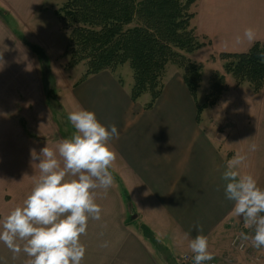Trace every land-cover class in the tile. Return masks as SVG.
I'll use <instances>...</instances> for the list:
<instances>
[{"label": "crops", "instance_id": "obj_1", "mask_svg": "<svg viewBox=\"0 0 264 264\" xmlns=\"http://www.w3.org/2000/svg\"><path fill=\"white\" fill-rule=\"evenodd\" d=\"M43 2L0 0V7L12 17L0 16V219L23 203L39 176V161L32 160L31 150L39 153L47 143L55 149L71 136L61 134L56 113L68 115L83 108L93 111L102 124H115L119 137L110 141L118 153L110 169L114 184L106 192L97 190L101 219H90L87 234L81 237L86 247L82 264H182L180 254L192 252L189 242L198 234L207 236L208 250L218 264H239L226 246L233 235L254 233L246 230L242 217L232 215L234 204L225 197L221 177L228 160L245 154L241 172L253 175L264 189V155L256 159L248 155L247 147L228 146L212 121L202 126L178 71L163 82L150 108H145L148 101L132 100V86H125L109 70L75 82L59 81L51 73L54 94L48 97L52 91L42 82V72L47 71L27 39L36 32L33 19L47 10ZM194 6L198 37L209 41L202 48L206 59L264 43V0H197ZM249 27L256 31L251 42L243 36ZM43 47L45 57L58 64L62 50L52 52L50 42ZM245 242L251 248L247 254L235 250L245 255L241 263H258L252 256H262L264 248ZM27 259L0 242V264H26Z\"/></svg>", "mask_w": 264, "mask_h": 264}, {"label": "clouds", "instance_id": "obj_2", "mask_svg": "<svg viewBox=\"0 0 264 264\" xmlns=\"http://www.w3.org/2000/svg\"><path fill=\"white\" fill-rule=\"evenodd\" d=\"M243 36L254 41L256 31L246 28ZM67 120L74 129L70 137L60 140L55 149L47 143L39 153L31 150L32 160L39 161V176L23 203L0 219V242L14 255L26 254V264H82L86 247L81 237L87 234L90 219H101L97 190L106 192L114 184L110 169L118 153L110 141L119 137L117 126L102 124L93 111L83 108L69 112ZM246 159L245 154L234 155L221 179L226 199L234 204L232 215L242 217L245 228L254 229V234L242 232L240 238L261 249L264 189L253 175L241 172ZM196 227L202 233V226ZM189 247L194 264L214 258L203 234L191 239Z\"/></svg>", "mask_w": 264, "mask_h": 264}, {"label": "trees", "instance_id": "obj_3", "mask_svg": "<svg viewBox=\"0 0 264 264\" xmlns=\"http://www.w3.org/2000/svg\"><path fill=\"white\" fill-rule=\"evenodd\" d=\"M196 1L66 0L56 12L62 28H71L67 47L71 57L66 66L85 60V77L128 63L133 78L130 98L135 101L147 92L150 100L145 108H150L162 91L166 66L174 63L183 67L182 79L194 99L201 66L183 62L180 51L191 52L204 45L191 24ZM28 47L43 58L39 47ZM219 56L227 59L224 73L231 74L237 85L246 81L254 92L264 90V43L255 42L245 52ZM224 83V75L214 72L206 100L201 105L195 102L196 118L216 103Z\"/></svg>", "mask_w": 264, "mask_h": 264}, {"label": "rangeland", "instance_id": "obj_4", "mask_svg": "<svg viewBox=\"0 0 264 264\" xmlns=\"http://www.w3.org/2000/svg\"><path fill=\"white\" fill-rule=\"evenodd\" d=\"M65 1L66 0H44L42 6L47 8V10H42L43 14L33 19V25L36 27V32L33 36L31 34L27 36V39L41 50V55L43 58L39 57L37 60L40 62V64H42L43 61L42 65L44 71L48 72H42L43 84L48 90L51 89L52 91L48 93V97L51 96V93L54 94L53 90L55 80L51 73H54L55 76L58 77L59 81L64 82L65 80L66 82H75L76 80H79L81 76L84 77L85 71L87 69L85 60L80 61L72 67L66 66L71 57L70 50L67 48L71 28H62L60 19L56 15V12L58 13L60 11V8L63 7ZM194 7L195 6H193L191 9L192 11H194ZM3 10L5 12L3 13V16H1L2 19H6L5 15L8 14L10 20H12L10 14L6 13L5 9H2V11ZM193 18L191 20V24L195 28V24H193ZM49 42L53 44L52 52L55 50L59 53L60 50H62L63 54L58 58V64L51 63V61L48 59L49 56L47 55L48 57H45V51L41 48L45 45V43L49 44ZM202 42L204 43L203 46L191 52L180 51L181 56L184 57L183 62H187L188 60L201 66V78L199 87L195 93V98L193 99L194 102L199 105L204 103L210 92L212 76L214 72L223 74L225 77V83L224 90L220 94L219 99L216 101V103L204 108L200 112L198 119L200 120L201 125L205 127L208 126V122L212 121V125H214L215 129H219L221 131V135H219V137L225 140L228 146L238 149H244L247 147L248 155H256L257 159V155H264V93H259L264 92V90L254 92L251 88V85L246 81L237 85L231 74L224 73L223 63L227 59H222L219 56L220 53L218 54L217 59H212L211 57L206 59L207 53L202 50V48L207 45L209 41ZM109 71H112L114 76L121 80L125 86H132V69L129 67L128 63L119 65L115 69ZM176 71L182 74L184 69L183 67L174 63L168 64L166 66V71L162 81L164 82L167 80ZM64 93L65 92L60 93L58 98L61 99ZM137 100L139 103H144L147 101L149 102L150 95L146 92L142 94ZM66 116L67 115L61 110L56 113V120L63 136L71 135L72 133L70 130L73 129L70 122L68 124V120H65ZM243 140L245 141L244 145H242ZM252 145L256 146L255 150H251ZM246 230H250L254 233V229L246 228ZM236 231L242 232V229H237ZM234 232L235 231H233V233ZM238 235L240 236V233H238ZM229 246H226V249L229 251V253L235 256L234 259L236 262L242 264L241 262L243 261L245 255L236 253V249L232 248L231 246L229 248ZM246 247V250L239 252L247 254L251 248H248L247 243ZM258 254L252 256L253 260H259V262L256 264L264 263V253H261L262 256ZM247 259H249V257H247Z\"/></svg>", "mask_w": 264, "mask_h": 264}, {"label": "built area", "instance_id": "obj_5", "mask_svg": "<svg viewBox=\"0 0 264 264\" xmlns=\"http://www.w3.org/2000/svg\"><path fill=\"white\" fill-rule=\"evenodd\" d=\"M230 246L238 251L246 250V243L240 238L239 235H233L229 242ZM194 254L192 252H184L180 254L179 260L182 264H194L193 260ZM204 264H218L215 259L211 261H206Z\"/></svg>", "mask_w": 264, "mask_h": 264}, {"label": "water", "instance_id": "obj_6", "mask_svg": "<svg viewBox=\"0 0 264 264\" xmlns=\"http://www.w3.org/2000/svg\"><path fill=\"white\" fill-rule=\"evenodd\" d=\"M130 216H132V215H130ZM134 216H135V214H133V216L131 218H133Z\"/></svg>", "mask_w": 264, "mask_h": 264}]
</instances>
